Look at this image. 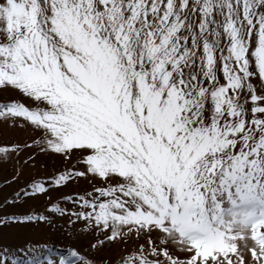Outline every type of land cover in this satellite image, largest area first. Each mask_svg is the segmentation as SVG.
Instances as JSON below:
<instances>
[{"label":"snow or ice","instance_id":"obj_1","mask_svg":"<svg viewBox=\"0 0 264 264\" xmlns=\"http://www.w3.org/2000/svg\"><path fill=\"white\" fill-rule=\"evenodd\" d=\"M6 88L32 103L4 97L0 117L72 161L53 184L101 182L48 207L93 248L135 238L99 264H264V0H0ZM25 187L16 200L48 185ZM34 221L50 222L12 212L0 228ZM17 251L0 244V264H96Z\"/></svg>","mask_w":264,"mask_h":264},{"label":"rangeland","instance_id":"obj_2","mask_svg":"<svg viewBox=\"0 0 264 264\" xmlns=\"http://www.w3.org/2000/svg\"><path fill=\"white\" fill-rule=\"evenodd\" d=\"M4 97H14L26 105L32 103L30 98L24 97L11 88L0 89V99ZM37 136V130L28 125L23 118H18L17 123L13 125L8 123L5 118L0 117V145L4 141L17 144L23 142L24 144L23 150L12 152L7 159L0 155V215L12 212L18 214L33 212L35 206L36 210L33 213H43L50 220V222L13 223L6 228H0V244H6L10 249L15 248L18 250L17 255H23V251L19 250L25 245L43 249L44 245L49 242H56L66 248L52 250V258L66 253L69 248H75L82 256L94 260L96 264L109 257L115 261L126 247L133 245L134 237L127 240L118 239L116 242H106L103 247L93 248L90 246V242L97 235L94 231H82L79 223L69 228L66 223L69 218L68 214L66 212L57 213L48 207L50 203H57L61 208L71 209L73 202L68 197L74 199L75 195L85 192L101 182L98 178L89 175L72 178L60 186L53 184L48 178L57 171L72 167L73 164L71 160H66L51 150L37 151L35 147L29 145L28 137H31L35 142ZM34 180H44L48 185L47 190L42 194L28 195L27 197L22 195L20 200H16V194L21 191H29L25 186ZM9 200L11 203L8 202Z\"/></svg>","mask_w":264,"mask_h":264}]
</instances>
